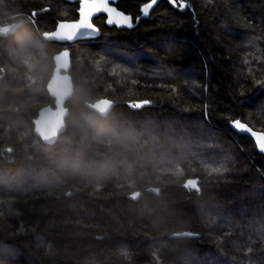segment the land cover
Returning <instances> with one entry per match:
<instances>
[{
	"label": "trees",
	"instance_id": "16d2710c",
	"mask_svg": "<svg viewBox=\"0 0 264 264\" xmlns=\"http://www.w3.org/2000/svg\"><path fill=\"white\" fill-rule=\"evenodd\" d=\"M176 2L121 0L134 26L68 45L66 129L45 144L60 46L41 33L75 5L0 0V26L21 22L0 35V264H264V154L230 127L264 131V0ZM102 97L108 113L85 105Z\"/></svg>",
	"mask_w": 264,
	"mask_h": 264
},
{
	"label": "water",
	"instance_id": "95a60500",
	"mask_svg": "<svg viewBox=\"0 0 264 264\" xmlns=\"http://www.w3.org/2000/svg\"><path fill=\"white\" fill-rule=\"evenodd\" d=\"M65 1L72 2V3L78 1L77 18L69 19V20L68 19L58 20L52 30L42 32L41 34L42 38L48 42H60V43L71 44L76 40L91 39V38L99 37L100 30L94 24L93 19L95 16L103 12H100L92 17L91 22L94 25V27L97 29V31L91 36L73 37V35H70V33L74 34L75 30L73 28L68 27V26H64V27L58 26L60 22H75L79 19V14H78L79 0H65ZM110 1H112L113 4L109 3V6L114 7L117 11L121 12L122 14L129 15L131 17L132 24L134 26L132 16L118 9L115 6V3L118 0H109V2ZM149 2L150 1L146 3H149ZM146 3H144L142 7ZM142 7H141V10H142ZM44 10L45 9L41 11H44ZM103 14L106 15V21H107V18H108L107 14L106 13H103ZM142 16H144L143 13H142ZM20 25H21V22L2 25L0 26V35L6 34V33H12ZM120 27H126V26H120ZM53 62H54V66L52 69V74L46 83V90L49 96L53 99V102L52 104L48 103L46 105L41 106L37 110L36 116L32 119L33 133L36 136H38L39 139L45 144H53L58 139V137L62 133H64L66 129V118L69 115V108L66 105V103L74 93V83H73V80L70 74V69H71L70 48L64 47L60 49L58 52H56L53 55ZM85 105H87L89 108L93 109L94 111L105 114V113H108L112 109V107L115 105V102L109 98L102 97V98L94 100L93 102L85 101ZM237 120L243 123L246 126V128L251 129L257 134H264V131L255 130L251 128L248 124L241 121L240 118H236L233 121H237ZM233 121H231L230 127L237 133L248 135L255 143L257 151L261 154H264V152L260 151L256 143V138L253 137L250 132L237 130L233 126V123H232ZM199 181L200 180L197 177H188L181 183V186L185 189L196 191L199 188ZM147 190L154 191V192L158 191V189L155 187H148ZM127 196L130 199L136 200L139 196V192L132 191ZM196 236H197L196 233L191 232V231H186V230L177 231V232L172 233V237L174 238L196 237Z\"/></svg>",
	"mask_w": 264,
	"mask_h": 264
},
{
	"label": "snow or ice",
	"instance_id": "6c2138e0",
	"mask_svg": "<svg viewBox=\"0 0 264 264\" xmlns=\"http://www.w3.org/2000/svg\"><path fill=\"white\" fill-rule=\"evenodd\" d=\"M157 2V0H150L149 3H146L142 7V13L144 16L149 15V10L153 7V5ZM169 3L173 4V6H177L176 0H169ZM186 4H180L179 7H187ZM103 12L107 14V23L109 25L115 24L116 26H126L131 28L133 26L131 17L129 15L122 14L117 11L114 7L109 6V0H79V19L75 22H60L59 27L68 26L73 28L74 34L73 37L78 36H91L94 34L97 29L91 22V19L94 15ZM139 19V18H137ZM233 126L239 131H247L250 132L253 137L256 138V143L261 152H264V134H257L251 129L246 128V126L240 121H233Z\"/></svg>",
	"mask_w": 264,
	"mask_h": 264
},
{
	"label": "flooded vegetation",
	"instance_id": "af4514ba",
	"mask_svg": "<svg viewBox=\"0 0 264 264\" xmlns=\"http://www.w3.org/2000/svg\"><path fill=\"white\" fill-rule=\"evenodd\" d=\"M121 0H118L116 3H115V6L118 8V9H120V10H122L120 7H119V2H120ZM144 1V3H146V2H148V1H150V0H143ZM68 2V1H67ZM69 3H71V4H74L75 5V10H76V13H77V8H78V1H76V2H69ZM110 4H113V2L112 1H110L109 2ZM143 3V4H144ZM142 7V6H141ZM123 11V10H122ZM142 11V10H141ZM125 12V11H124ZM77 16L78 15H76V17H74V18H72V19H76L77 18ZM142 17H144V16H142ZM133 18V17H132ZM93 22H94V24L99 28V30H100V25H102V24H105V25H107V26H109V27H115V28H126V27H118V26H116V25H114V24H112V25H109L107 22H106V15L105 14H103V13H100V14H98L97 16H95L94 17V19H93ZM104 22V23H103ZM133 22H134V19H133ZM42 37V36H41ZM98 38V37H97ZM43 39V38H42ZM91 39H95V38H91ZM44 40V39H43ZM82 40H88V39H82ZM46 41V40H45ZM77 41V40H76ZM48 42V41H47ZM75 42V41H74ZM73 42V43H74ZM52 43H56V44H58L59 46H60V49H62V48H64V47H68V45H70V44H68V43H60V42H52ZM72 44V43H71ZM69 48V47H68ZM59 51V50H58ZM57 51V52H58ZM55 54V53H54ZM52 59H53V57H52ZM54 63V62H53Z\"/></svg>",
	"mask_w": 264,
	"mask_h": 264
},
{
	"label": "bare ground",
	"instance_id": "6f19581e",
	"mask_svg": "<svg viewBox=\"0 0 264 264\" xmlns=\"http://www.w3.org/2000/svg\"><path fill=\"white\" fill-rule=\"evenodd\" d=\"M42 34V33H41ZM181 231H183V230H181ZM186 231H188V230H186Z\"/></svg>",
	"mask_w": 264,
	"mask_h": 264
}]
</instances>
